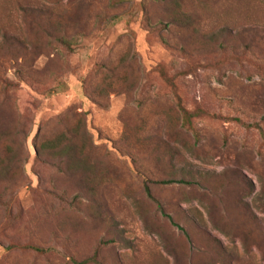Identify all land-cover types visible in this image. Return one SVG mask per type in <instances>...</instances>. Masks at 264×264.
Returning a JSON list of instances; mask_svg holds the SVG:
<instances>
[{
    "label": "rangeland",
    "instance_id": "obj_1",
    "mask_svg": "<svg viewBox=\"0 0 264 264\" xmlns=\"http://www.w3.org/2000/svg\"><path fill=\"white\" fill-rule=\"evenodd\" d=\"M0 264H264V0H0Z\"/></svg>",
    "mask_w": 264,
    "mask_h": 264
},
{
    "label": "trees",
    "instance_id": "obj_2",
    "mask_svg": "<svg viewBox=\"0 0 264 264\" xmlns=\"http://www.w3.org/2000/svg\"><path fill=\"white\" fill-rule=\"evenodd\" d=\"M145 192L147 193L148 191H147V187H145ZM84 262V261H83Z\"/></svg>",
    "mask_w": 264,
    "mask_h": 264
}]
</instances>
